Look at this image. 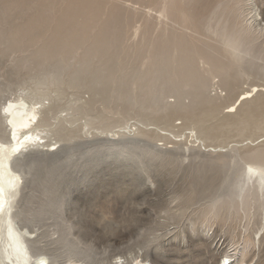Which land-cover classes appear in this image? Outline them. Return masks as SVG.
I'll list each match as a JSON object with an SVG mask.
<instances>
[{
  "label": "bare ground",
  "instance_id": "obj_1",
  "mask_svg": "<svg viewBox=\"0 0 264 264\" xmlns=\"http://www.w3.org/2000/svg\"><path fill=\"white\" fill-rule=\"evenodd\" d=\"M126 1L0 0V54L26 52V57H18L20 68H44L53 86L64 91L76 88L87 94L84 101L83 97L77 101L76 109L55 110L51 103L55 97L51 98L47 91L49 83L40 79L37 84L46 85L47 92L36 95L38 89L44 92L45 88L41 91L37 85L26 87L19 94H11L0 106V264L156 261L146 250L148 242H143L146 247L139 248L131 262L121 256L114 262L94 263L97 254L91 245H82L72 237V231L79 226L62 227L67 219L65 205H76L79 200L80 183L74 188L79 180L72 173L69 178L74 181L62 189L63 185L54 184L58 182L54 181L58 168L43 173L38 167L76 146L88 147L82 156L88 154V158L79 160L84 169L95 170L111 156L122 158L127 163L126 173L146 177L148 184H136L139 187L135 188L142 195H152L158 188L156 184L160 185L158 178L164 174L181 172L185 176V183L174 186L172 201L179 203L173 218L182 221L191 210L192 217L174 234L186 244L174 251L184 254L195 249L187 256L188 264H218L221 248L219 241L212 247L202 238L194 241L192 233L209 235L215 227L235 228L242 221L241 242L223 263L230 264L234 258L232 263L242 264L250 249L249 253L257 256L254 264H264V217L256 237L247 233L256 219L252 212L257 209L264 213V86L235 87L252 71L264 74V7L256 0H139L154 7L157 16H153L149 12L138 15L135 7L133 10L125 5ZM207 14H211L209 21L203 20ZM136 18L140 19L133 30L136 40L127 44L130 23ZM203 21H208L206 28ZM113 87L117 96L105 97L104 92L113 91ZM210 87L215 92L213 96ZM223 91L226 93L221 95ZM60 94L54 95L59 98ZM220 95H227L230 102L225 106L217 104ZM167 97L175 98V102H164ZM114 101L123 110L120 115L137 116L140 122L118 125V119L109 116L112 107L108 104ZM174 118L182 121L179 127L172 124ZM212 119L217 122L204 125ZM186 122L198 128L184 135L189 147L183 152H177L181 139L162 138L147 129V124L153 123L165 129L185 126L186 130ZM232 134L249 142L230 145V149L227 143H215L219 135ZM123 136L151 137L162 143L153 145L152 153H145L147 156L139 151L147 158L144 169L129 167L135 155L130 150L134 148L114 145ZM73 139L79 143L70 145ZM94 140L111 146L93 147ZM226 159L230 164L222 184L215 183L220 173L215 165ZM85 188L88 190V186ZM207 191L211 201L192 210L197 194H208ZM61 251L67 254L64 262ZM203 251L208 258L201 257ZM104 256L105 253L101 259Z\"/></svg>",
  "mask_w": 264,
  "mask_h": 264
},
{
  "label": "rangeland",
  "instance_id": "obj_2",
  "mask_svg": "<svg viewBox=\"0 0 264 264\" xmlns=\"http://www.w3.org/2000/svg\"><path fill=\"white\" fill-rule=\"evenodd\" d=\"M256 1L261 2L262 6L264 7L263 5L264 0H256ZM125 5L129 6L131 9L135 7V11H136L135 13H137L138 15L139 14L142 15L144 12H149L151 15L157 16V12L154 9V7L150 6L148 3L139 2V0H128L125 2ZM140 9H144V10H140ZM209 16L211 17V14H207L203 20L209 21L210 20ZM138 21H140V19L136 18L134 21L130 23L131 28H130L129 34L130 33L131 34L130 35L128 34L127 36V40H128L127 44L132 43L134 40H136V37L133 36V30L134 28L138 27L140 23V22L138 23ZM208 21L202 22L204 28H206V24L208 23ZM26 54H27L26 52L21 55H14L9 52L5 54H0V106H2L3 103H5L6 99L9 98L11 94H15L16 92H17L16 94H19L21 92L20 90L26 87L30 89L31 86H36V85H37L36 86L37 89L38 87L39 88L41 87L40 88L41 91H43V89L45 88L44 92H40L38 89L36 95L50 91V94L52 95L51 98L54 99L55 97L57 101H55L54 99L51 102L55 106V110H58V109L60 110V108L62 107L66 109L68 108L76 109V107H78V104H76L77 101L80 100V98L82 97H83L82 101L85 100L84 97L86 98L87 94H82L78 92L77 91L78 89L76 88H73L75 90L67 88V90L64 91V88L57 87L56 85L53 86V84L50 83L51 78L47 75L46 70L44 68H41V67L34 68L33 66L26 67V68H20L18 65V62L19 60H21L20 59L21 56L23 57L24 55V57H26L27 56ZM250 74L252 75V77ZM250 74L247 78L246 76H244L241 79V81L235 86L236 89L238 88L247 89L248 86L252 84L264 86V74L263 73L252 71ZM40 79H45V81L49 83L48 88H47L48 90L46 89L47 87L46 85L42 86L40 84H37V81H39ZM209 91H211L210 94H212L213 96L215 92H212L213 91L212 87L209 88ZM57 93H61L60 97L58 96L59 98L55 96L57 95ZM104 93L106 95L105 97L111 95L114 98L117 96L115 94L116 91L114 90V87H113V91H110V92L107 91ZM224 93L226 92L223 91L221 95H223ZM34 95H35V92H33V96ZM221 95L219 96L218 100L215 97L216 99L215 102L217 104L219 103V105L221 104V106H225L230 101L228 100L227 95L226 97H223ZM259 97L260 96H258V98ZM167 98H165L164 102H167L170 104L175 102V98H172V97H167ZM184 102L186 103L188 102V100ZM108 106L110 108L112 107L111 108L112 114L109 116H113L114 118L118 119L119 121L118 125L126 126V124L132 125L135 122H138V123L140 122V119L137 116L128 115L127 117H125L123 115H120L119 113L123 110L120 106L117 105L115 101L114 103H112V105L108 104ZM97 108L99 110H102V106L100 107L98 106ZM116 108L119 110V112H117ZM222 116L223 115L221 113L219 115V118H222ZM174 119L175 121L173 120L172 124L179 127L180 126L179 124L182 121L177 120V118H174ZM216 120L217 119H212L211 121H208V123L206 122L204 125L208 126V125L214 124L217 122ZM147 125H148L147 129L152 131L153 135L157 133V135L162 138L163 136H169V138L171 137L170 138L171 140L174 137L178 140L181 139L182 144L178 146L179 150L177 152L186 151L185 149L189 147V144L188 143L185 144L184 135L192 131V128H196V127L198 128V126H195V125L189 126L188 122H186V130H185V126L182 129L181 128L180 129L179 128H169L170 129L169 130V129L163 128L162 125L159 126L158 124L153 125V123H150ZM148 127L150 128L152 127V128L150 129ZM119 129H122V127L118 128V130ZM157 129L160 134L158 133ZM162 131L164 134L161 133ZM175 132L176 134H178L177 136H175ZM121 138L117 140L118 141L117 144H114V145L121 149L122 148H130V149L134 148V150L133 149L130 150L135 155L132 156L129 167H138L141 169L142 168L144 169L145 161L147 159V158L144 159V156H142V153L143 154L152 153L151 151L153 147L158 143L159 144L162 143V142H158L156 138L152 139L151 137L144 138V137H138V136H131V137L123 136ZM139 138L141 141L139 140ZM216 139L218 140V141L217 140L215 141V143L218 142L217 145L223 146L227 143V145L229 146L228 149H230L233 146V144H238L237 146H239V145H243L247 143V141L249 142V140L242 141L243 139H246V138L238 137L235 134L228 135V136L219 135ZM262 140H264V135L262 136ZM94 142L95 144L93 147H96V148L97 147L104 148V147L111 146V144L100 142L98 140H94ZM219 142H223V143L221 144ZM71 143L72 144L70 145L74 146L75 143H79V142L77 139H73L71 140ZM81 143H84V142L81 141ZM80 145H83V144H80ZM171 145L173 146V144H168V146H171ZM87 148L84 146L82 147L76 146L71 151H69V149L65 150L63 151V153L60 154L61 156L56 155L52 160L50 159L46 160L47 164L38 167V169L40 168V170L44 173V171H47V170L50 171L51 168L53 169L54 167L58 168L56 170L59 172L56 171L57 172L55 175L56 177H54L55 178L54 181L56 182V180H58V182L54 184L59 183L63 185V186L60 185L61 188L64 187L65 184H68L70 181H74L73 178H71L70 180L69 177H71L72 173L74 172L76 173L74 174V177H76L79 180V182H76L74 184V188L76 187L75 185L80 183L79 186H77V188H78V192H81V193L79 195V200L75 202L76 205H74V203L73 204L69 203L65 205L66 207H64L65 209L64 215L67 217L66 219L67 221L66 220L65 222L63 221L64 224L62 223V227H67L69 225L73 227L72 229H74L75 227L79 226L78 228H76V230L74 229V231H72V237L76 240L78 239V241H80L82 245H88V244L91 245V247L97 254V259H98V260L95 259L94 261L92 260V262L94 263L107 262V261L111 262L112 260L114 262L116 261L115 258H118L121 256L123 257L125 256L131 262L136 257V253L140 252L139 248L146 247L145 245L142 246L143 242H148V245H147L148 247H146V250L148 254L154 255L156 257V261L155 262L148 261L146 264H188L189 259L187 258V256L192 251H195V249L192 251L189 250L187 253H184V254L182 253L179 254L178 252L180 251H174L178 247L179 248L186 247V244H182L178 239L174 237V234L175 232L180 230L179 227L181 224L187 223V220L190 217H192L190 216L191 210L187 212V216H185L182 220L183 222L178 218L177 220L176 218H173V215L177 214L179 203L176 201H172L174 192H175L174 186L176 184L185 183L186 182V178H184L185 176L181 172L177 173L178 175L176 173L175 174H164L163 176L159 177L157 181L158 185L160 184L161 186L160 185L157 186L156 184V187L158 188H156L157 190L152 195L151 193L150 195L149 194L142 195L136 192V189H138L139 185L142 186L143 184H148L146 181V177L145 179L143 177L138 178L135 176L134 173L130 171H129L130 173L128 172L126 173V170L124 169L127 163L125 162L123 163L122 158L117 159L116 157L111 156V158H109L108 161H105L107 163L102 164L100 167H97V169L95 170L94 168L84 169L85 165H83L81 161L83 162L85 161L86 158H88V154H86L85 157H82L85 154L83 153V151ZM218 150H220V148H218ZM139 151H141L142 153H139ZM145 155L147 156V154ZM70 158L72 159V162ZM180 158L181 156L178 155L177 159L180 160ZM56 159L58 160V162ZM61 162L63 164H61ZM67 162H69L70 164H66L65 166V163ZM72 163H74L75 165H73ZM229 164L230 163L228 159H226L224 162H220L215 165L216 168L220 171L219 176L217 177V181L215 180V183L217 182L219 184H222L223 176H225V173L228 170L226 166H229ZM63 166H65L66 168H64ZM104 168H105V171H104ZM121 168H123V170ZM101 169L102 171H100ZM131 173L133 175H131ZM57 175L60 177H58ZM78 176L79 177L81 176V177L79 178ZM152 180L153 178L151 179V181ZM136 184H139V185H136ZM89 185H92V186H89ZM87 186H88V190H86L85 188ZM215 187H213V189ZM93 188L94 189L96 188L97 191L93 190ZM85 191H88V192H85ZM207 192L208 194L204 192H200L197 194V196L195 197V200L197 201V203L192 210L195 211L197 207L204 205V204L206 205L211 201L212 195L209 194V191ZM167 209H169V212L167 211ZM256 211L252 212V213H255L256 219L254 218L253 224L250 226V228L247 231V233L253 238L256 237V235L259 233V230H260L259 226H261V223H263L261 218L262 216L264 217L263 212L260 213L259 211L257 212ZM242 223L243 221L238 224V227H235V228L225 227L224 229H221L219 227H215L213 229V232L211 233L212 235L203 234L202 232L199 234L192 233L191 235L190 234L189 235L196 242L197 240H200V238L204 239V241H206L207 243L206 245L211 246V247L215 242L219 241L221 248L218 252L219 257H218L217 262L218 264H224L223 262L226 260V257L230 256V253L232 255L233 253L232 251L241 242L240 239L242 238L241 236H243V233L241 232H244ZM80 225H83V227L81 228ZM183 227L186 228V226H183ZM50 230H53V229H50ZM158 247L161 248L162 250H158ZM249 251H248L246 258L242 260L244 264H254L255 261L257 260V256H255V254L254 255L250 254ZM103 253H105V256H104L105 259H101L100 257ZM59 254H61V258L63 257L61 261L64 262V260H66L64 257H66L67 254L62 251L59 252ZM201 257L202 258L204 257V259L205 257L208 258V256L206 255L204 251ZM202 258L199 257L198 260H201ZM233 259L234 258H231L230 263L236 264L237 261L232 263ZM238 259H242V258H238Z\"/></svg>",
  "mask_w": 264,
  "mask_h": 264
},
{
  "label": "built area",
  "instance_id": "obj_3",
  "mask_svg": "<svg viewBox=\"0 0 264 264\" xmlns=\"http://www.w3.org/2000/svg\"><path fill=\"white\" fill-rule=\"evenodd\" d=\"M231 264V263H230Z\"/></svg>",
  "mask_w": 264,
  "mask_h": 264
}]
</instances>
